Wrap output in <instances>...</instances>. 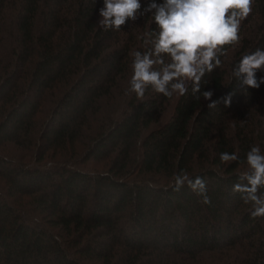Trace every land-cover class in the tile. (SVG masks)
I'll return each instance as SVG.
<instances>
[{"label": "trees", "instance_id": "obj_1", "mask_svg": "<svg viewBox=\"0 0 264 264\" xmlns=\"http://www.w3.org/2000/svg\"><path fill=\"white\" fill-rule=\"evenodd\" d=\"M141 2L114 31L99 26L104 0H0V264H264V217L232 190L250 148L264 154V84L238 74L264 49V0L199 92L149 85L142 100L127 94L131 64L159 29ZM183 171L210 204L174 191Z\"/></svg>", "mask_w": 264, "mask_h": 264}, {"label": "clouds", "instance_id": "obj_2", "mask_svg": "<svg viewBox=\"0 0 264 264\" xmlns=\"http://www.w3.org/2000/svg\"><path fill=\"white\" fill-rule=\"evenodd\" d=\"M253 4L254 0H163L160 4L152 0L145 11L155 10L153 22L159 32L151 51L145 54L135 51L131 64L134 73L127 94L135 93L137 99L142 100L150 85L154 92L168 98L174 94L184 96L188 92L185 80L193 81V93L199 92L205 70L211 72L221 65L218 53L227 55L225 46L239 42L241 24L252 13ZM142 7L141 0H104V7L99 10L102 17L99 26L120 31L128 20L138 18ZM165 55L170 56V63H165ZM154 65L162 67L150 70ZM262 67L264 49L257 48L241 57L238 74H245L244 83L248 87L259 89L264 77L258 81L255 71ZM202 96L211 99L212 93L205 91ZM231 98L232 94L225 99L226 106L231 105ZM208 107L216 108V102ZM220 160L227 163L238 161L239 157L235 152H223ZM246 163L248 171L241 176L247 180V185L237 183L232 190L244 194V203L252 206L253 218L264 217V199L258 195L264 187V154L259 146H252L246 153ZM185 184L203 198V204L211 203L204 179L199 176L192 179L186 171L174 176V191H180Z\"/></svg>", "mask_w": 264, "mask_h": 264}]
</instances>
